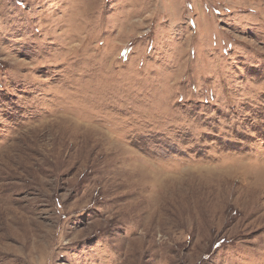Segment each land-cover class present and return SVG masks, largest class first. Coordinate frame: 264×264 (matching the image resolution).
<instances>
[{
  "label": "rangeland",
  "instance_id": "1",
  "mask_svg": "<svg viewBox=\"0 0 264 264\" xmlns=\"http://www.w3.org/2000/svg\"><path fill=\"white\" fill-rule=\"evenodd\" d=\"M0 264H264V0H0Z\"/></svg>",
  "mask_w": 264,
  "mask_h": 264
}]
</instances>
